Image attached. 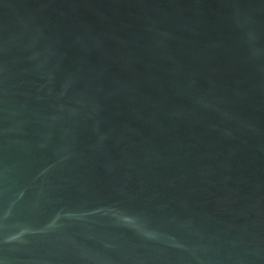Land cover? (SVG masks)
<instances>
[{
	"label": "water",
	"instance_id": "1",
	"mask_svg": "<svg viewBox=\"0 0 264 264\" xmlns=\"http://www.w3.org/2000/svg\"><path fill=\"white\" fill-rule=\"evenodd\" d=\"M0 264H264V0H0Z\"/></svg>",
	"mask_w": 264,
	"mask_h": 264
}]
</instances>
